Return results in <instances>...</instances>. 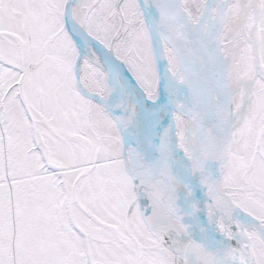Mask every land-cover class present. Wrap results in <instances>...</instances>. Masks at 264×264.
Here are the masks:
<instances>
[{
	"label": "snow or ice",
	"instance_id": "1",
	"mask_svg": "<svg viewBox=\"0 0 264 264\" xmlns=\"http://www.w3.org/2000/svg\"><path fill=\"white\" fill-rule=\"evenodd\" d=\"M0 264H264V0H0Z\"/></svg>",
	"mask_w": 264,
	"mask_h": 264
}]
</instances>
